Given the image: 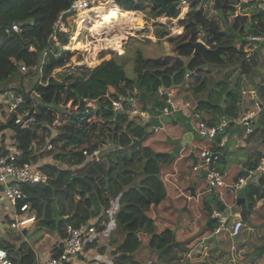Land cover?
Segmentation results:
<instances>
[{"label":"trees","instance_id":"obj_1","mask_svg":"<svg viewBox=\"0 0 264 264\" xmlns=\"http://www.w3.org/2000/svg\"><path fill=\"white\" fill-rule=\"evenodd\" d=\"M241 1L219 0L224 10L231 9V14L226 16L227 26L223 31L233 41L218 43L217 38L215 42L208 43V47L202 49L200 54L192 55L193 47L188 41L197 40L210 26L216 30L220 28L208 16L202 2L194 1L181 22L183 29L175 35L166 36L174 45V54L149 57L137 50L133 55V75L128 76L123 60L113 50L100 51V58L105 54L110 56L102 58L94 66L73 59L74 50L70 48L73 28L69 33L60 34V44H55L51 36L52 24L60 10L70 6L71 0H0V38L6 40L4 45L0 44V52L16 42L24 48L22 53H27L29 48L34 58L35 73L39 74V80L32 87L37 93L33 98L29 97L30 90L27 91L22 83L21 86L12 87L15 92L26 95L25 105L34 116L31 124L19 128L14 121L16 112H8L4 115V121L0 120V130L7 127L17 130L18 146L23 151L19 161L36 163L45 156L52 159L38 164L47 173V182L24 186L25 200L35 210L33 223L37 228L56 231L61 238L66 235L67 225L93 223L97 230H101L104 226L100 225V221L109 217L107 210L112 201L117 200L116 225L126 231L124 241L114 248L122 251L121 263L126 264L130 259L127 252L138 243L139 231L147 233V247L157 254L178 244L171 228L157 231L152 219L144 213L165 195L158 169L163 162V155L158 154L149 144H144L150 123L139 113H131V106L127 103L124 109L113 110L111 99L130 93L138 97L139 111L156 114L155 108L162 110L165 105L171 108L167 104V96L160 90L182 85L186 73H189L190 83L194 82L192 88L196 95L203 93L209 85L208 81L212 80L204 75L201 77L205 66H227L228 70L236 69L238 75H252L255 66L263 60L260 61V43L250 41L246 36L249 33H264V11L257 8L248 15L245 14L246 10L234 14L236 4ZM245 1V5L257 2ZM115 2L121 11H141L145 15L172 11L171 0ZM12 23L20 25V34L7 36L1 32L2 27ZM166 34L167 30L162 26L159 35ZM247 45H256L252 57H248L244 51ZM15 69V60H10L4 70L0 71V92H4L1 82ZM223 77L214 81L217 87H214L213 95L198 96L194 108L213 115L208 119L202 116L209 124L223 116L231 119L237 117L238 93L232 86H228L229 74ZM258 84L264 89V70ZM157 95L162 96L165 102L158 99ZM84 100L95 102L97 120L90 119L84 106L73 110L74 105ZM68 102L70 105H67ZM148 102L152 104L151 108L147 106ZM4 109L1 106L0 112L3 113ZM55 114L59 115L60 122L52 126ZM257 114L258 118L256 115L257 119H252L254 127L249 135L256 136L263 143L264 105ZM48 142L52 143L50 149L46 148ZM81 142L85 144L82 147ZM106 145H111L109 152L100 157L93 155V151ZM83 149L88 153H82ZM208 149L214 152L218 147L209 146ZM4 153L1 146L0 155ZM263 154L264 150L255 151L236 177L245 174ZM225 160L226 154L219 153L213 166L223 171L221 163ZM240 195L245 197L243 202H246L249 209L258 200L264 203V190L258 181L250 180L241 188ZM211 205L224 208L215 192L206 197L202 207L207 216L206 226L213 231L218 221L210 216ZM59 215L61 218L56 221ZM8 230L9 236H0V247L8 252L14 264H34L35 253L29 241L24 238L23 230ZM94 241L95 238L88 243L94 244ZM61 250L62 241L54 245L52 255H59ZM111 253L117 254L114 251ZM129 263L136 264V261L130 259ZM152 264L157 263L152 261Z\"/></svg>","mask_w":264,"mask_h":264},{"label":"crops","instance_id":"obj_2","mask_svg":"<svg viewBox=\"0 0 264 264\" xmlns=\"http://www.w3.org/2000/svg\"><path fill=\"white\" fill-rule=\"evenodd\" d=\"M253 3H255V5H253ZM253 3L245 5L246 1L242 0L241 2H238L236 4L235 10L236 8H238L237 6H240L239 9L241 8L242 11L246 10L245 14L248 15L250 11L256 8V6L260 9L258 1L253 2ZM118 7L115 8L113 4L111 3L104 10L100 9L102 7H97V6L93 7V10L97 12V18L92 20V24H93L92 30L96 32H100L101 30L104 31L105 29L107 30V28L111 27L108 30V32L104 33L102 36H105L104 38L107 40L106 44H109L107 42L113 41V46L115 47L113 48V51L115 50V52H117L119 55L118 58L123 60L125 59V55L127 54L126 52L128 50L127 48H122L121 42L123 43L122 40L124 38L123 39L122 37L118 38L117 35L123 36L127 32H132L133 28H136L141 25V24L137 25V21L140 18V16L141 17L143 16L136 14L134 12H128V16L125 18L124 22H119L121 21V19L116 18V15L117 17H119V14L122 11L120 7L119 8ZM90 14L91 16H93L94 12L91 11ZM98 21H101L102 24H104L105 26L103 28L96 26L95 23H97ZM82 26H78V28L76 27V29L74 30L75 33L72 38V44L73 45L75 44V39L77 38L76 47L79 50L81 49L82 50L85 49L87 51L92 50V53H93L94 51L92 48L93 46L92 47L90 46L91 42L87 39L85 30L82 32L83 30ZM150 28L152 29V26H150ZM217 30H224V29L220 27ZM111 32L114 33L112 37L110 35ZM155 34L157 38L160 37L159 30H156ZM80 35H83V36L81 37ZM223 35H224V31H223V34L220 35L218 38H222ZM261 43L262 44H260L258 47L260 48V57L261 59L263 58L264 60V42H261ZM87 45L89 46L88 48H86ZM120 46L125 51L124 54H119L120 53L119 51L121 50ZM27 49H28L26 50L27 53H30L31 50L29 48ZM22 50H24V48H22V46L18 42H16V43H12L6 49L1 51L0 52V71L4 70V68L7 66L10 60H15L16 69L14 70L13 74L20 73V75H23L22 71L19 70L20 65L25 64L27 66V63L23 61L25 54L24 52L22 53ZM249 54H252V52H250ZM84 58L85 60L83 59L82 60L90 66L96 65L100 61V57L94 58L93 55L85 56ZM131 60H127L126 62L132 64L133 61ZM28 61H29L28 62L29 66L34 68L35 63H34L33 55L31 53H30V56L28 57ZM28 68L29 67L27 66V69ZM207 68L208 66H205L202 69V76L207 75L205 74L208 70ZM259 72L262 74L261 71L254 70L252 75L248 76L246 74H242L237 79L234 80L236 84L239 86V89L236 90L238 93L237 116L243 109H247V108L254 109V105H256V102H259L260 104L264 103V89L260 87V85H258L259 80L261 78V74L260 75L258 74ZM187 78H189V82H190V76ZM229 78L228 80H230ZM217 79L219 78H216V80ZM38 80H39V77L37 78V81ZM19 81H20V84L21 83L24 84L22 78H20ZM254 83H256V87H252V84ZM183 88L184 90L182 91H178L180 89L179 86H178L177 91L176 89H174V87L171 89L173 92V98L171 97L170 99V105H171L170 110L172 113H174V112H182L183 110L187 108L191 110L190 111L191 118L196 120V118H194L192 114L196 111V109L194 110V108L197 104L198 96L201 95V97H205V93H201L200 95H195L194 93H192V88L190 87V85H188V87L186 88L185 87ZM30 91L31 92L33 91L32 88L30 89ZM1 93L3 92H0V97L3 98V95L5 92L3 94ZM137 98L138 97L135 98V103L138 102ZM9 100L10 98L7 95H5V98H3V100H0V107L1 106L5 107L4 112L3 113L0 112V120L2 122L4 121V115L8 114L7 107H8ZM151 105H152L151 103L149 102L147 103V106L149 108H151ZM155 112L156 114H153L150 111L146 112V111L138 110V113L140 114V116L146 117L148 121H149L150 116H154V118L157 120V124L155 126H153V124L149 122L150 125L147 127L148 129H147L146 138H148V136L150 135H153L155 132H159L161 130L166 132L167 128L173 127L176 130L178 128V131L175 134L173 140L174 141L179 140V141L165 142L163 136L162 137L155 136L154 139L150 136L151 138V143L149 144L150 146H152L155 150H158V149L165 150L172 156L174 153L173 149L180 145L181 146L180 150H177L178 152L175 154V156L172 159L182 156L185 150H189L188 155L193 158V164H195L197 160L200 159V157L196 156L198 153H196L195 150H193L194 146H197L199 148V152L203 149H208L209 146H215L216 148L218 147V149L214 151L215 157H217L219 153L226 154V160L224 161V163H221V166L224 167L226 181L236 178V175L238 174V172H240V170H243V168L245 167V163L250 159L251 155L255 151L263 152L264 150V142L261 143V141L258 138H256V136H250L249 134H247L244 131V128L241 126V124L237 121L236 118L231 120V122L226 127L224 132L217 134V136L213 137V139H211V142L209 144L202 143L200 146H198L195 144L193 140L195 133L193 132L192 129L183 130L182 126L184 124L175 123V122H173L174 124L173 126L172 124L168 126L169 125L168 123H170L172 120L169 119L165 121L164 119H166V117L171 112L168 114L162 113L161 108H155ZM197 112L199 113L201 118L202 116H204L206 119H208L209 117L213 116L212 114L206 111H197ZM256 115L258 118V114ZM257 118L255 117V119ZM19 128H24V127H19ZM16 137H17V130H15V128L13 129L12 127H7L6 129L0 130V147L2 146L5 150V147L9 145L12 140H16V142L18 141V138ZM40 160L41 159H38L36 163L37 164L41 163ZM46 161L48 162L49 160H46ZM165 171L166 169L164 166H162L159 171L160 178L162 180L164 190H165L164 198L161 199L159 203L155 205L154 204L151 205L147 210L152 215L151 219L156 220V223H155L156 230L160 231L166 227L171 228L174 231L175 240H176V243L178 244H174L173 246L169 247L165 251H162L159 254H157L147 247V240H148L147 233L139 231L137 233V238H138L137 240H138L140 248L138 246L139 249L137 250V247L135 246L136 248L133 247L131 251L129 250L130 251L128 253L130 256L129 258L132 259L133 261H136V264H144V262L147 261L148 259L152 260L153 262L157 264H165V263L166 264H248V263H245L244 261V257H246V254L244 253L245 246L242 244H239L238 248L235 249L236 250L235 254L230 257H226L224 255L223 257L216 256L211 253L212 252L211 250H210L211 252L208 251V248L210 247L213 248V247L218 246L219 242L215 239V234L212 233V231L208 229V227L206 226L207 216L205 215L202 207H203L204 201L206 200V197L209 196L210 193L212 192L217 193L218 198L220 200H221V197L223 198V196L219 193L220 188L210 191V190L203 189L198 184L194 185V183H191L190 185L187 186V191L186 190L184 191L181 189V186L179 184L180 178L179 176H177L178 173L176 171H171L169 173H166ZM189 186L194 187L195 195H192L190 193V190L188 189ZM234 193L235 194L232 195V200L224 198L226 201L224 203V209L226 210L227 208L229 210L228 211L229 216H228V222H227L228 227L236 219H240L242 222V225H245V223H247L246 227H248L249 225L248 221L253 222V221L259 220L260 217H257L258 211L259 213H261V215L264 214V203L261 200H258L253 205V207L249 209V207L246 204L244 205L242 201L241 205L236 210V209H233V204L235 202L236 196H241L240 195L241 189H239L237 193L236 192ZM182 195H185L187 199L190 196L195 197L196 203L194 202V206H196L197 204L198 210L196 214V219H198L199 221L198 223L194 220V218H191V216L189 215L188 207H182L178 203V200L180 199ZM226 195L229 196L230 194L227 193ZM1 208H4V210L0 211V236H9L8 228H11V230L13 231L22 229L24 238L29 241L30 246L32 247L35 253L34 264H43V262L48 257L52 256V249L54 245L58 242H61V241L63 242V238H61L56 231H49L44 228H37L33 222H31L33 223L32 225L33 229H31V227H27L31 223L26 225L27 227L26 230H25V226H23L20 229H15L11 227L10 226L11 222H13L14 217L16 216H15L14 211L12 210V207L8 205V203L6 202V199L4 198L3 193H2V188L0 186V209ZM116 208H117V200H114L111 203L110 209L107 210L109 217L102 219L100 221V225H103L104 228L101 230H98V234L95 237L94 244H89V243L86 244L83 253L77 259L78 264H88L93 258H99L103 260L104 263L107 262L111 264H115V263L123 264L121 263L122 260L120 259V257L122 256L120 255L122 254V251L118 249L116 250L114 248H115V244L119 243L122 240V238L125 239V234H122V236L121 234H116L114 236L115 237L114 240L110 239L111 235H113L114 233L112 232V229L117 227L116 215H115ZM183 208H185V211L183 210ZM212 208H218V207L211 205V209ZM240 212L245 213L246 217L243 218V216L240 215ZM31 213H35V210L32 209ZM95 219L96 218H94L93 220ZM29 230H32L34 232V234H32L33 236L32 239H30V235L28 234ZM230 234L233 238V241L237 243L238 242L236 238L237 234H233V235L232 233ZM209 240H212V242H210ZM207 241H209L210 244H208ZM112 251L119 254V257L115 258L117 254L114 255L113 253H111ZM110 256L112 259H110ZM134 256L135 257L138 256L137 259L139 258H142V259L137 260L134 258ZM130 259H128V262L126 264H132V263H129ZM250 262L251 264H258L256 258H253Z\"/></svg>","mask_w":264,"mask_h":264},{"label":"built area","instance_id":"obj_3","mask_svg":"<svg viewBox=\"0 0 264 264\" xmlns=\"http://www.w3.org/2000/svg\"><path fill=\"white\" fill-rule=\"evenodd\" d=\"M194 1L203 0H171L172 11L169 12L164 10L156 15H151L154 21H157L159 25L165 27L167 30V35L177 34L181 31V22L187 16V13ZM259 2L260 10L264 11V0H257ZM110 3H114V0H71L70 6L67 9L60 10L57 14L53 24H52V39L55 44L59 45V35L62 33H69L72 28L75 30L76 27L82 26L86 34L90 35V41H95L103 38V34L107 33L111 28H107L104 31L96 32L92 30V17L90 12H94L97 18V12L93 10V7H106ZM114 6V4H113ZM126 12H134L132 10H126ZM140 12V11H139ZM239 13V8H236L234 14ZM231 16H229V19ZM80 24V25H79ZM75 27V28H74ZM137 28H133L132 31ZM73 30V35L75 31ZM1 32L7 36H13L20 34L21 27L18 23H12L2 27ZM131 33V32H129ZM125 33V35L129 34ZM73 35L71 38H73ZM246 38L253 42H264V33H249ZM206 43L204 39L200 36L197 38ZM106 44V43H105ZM208 46V43H206ZM68 47V46H66ZM255 45H247L244 47V51L247 55L253 51ZM86 50H79L78 56H82ZM81 54V55H80ZM80 62H84L83 60ZM87 64V63H86ZM88 65V64H87ZM90 66V65H89ZM27 66L25 64L20 65L21 71H26ZM189 77V73L185 74ZM162 94L167 96V102L170 103L171 97L173 98L172 90L162 88L160 90ZM5 95L9 96L10 100L7 107V112H16L15 123L19 127H25L30 125L34 120L33 114L30 112L25 105L26 95L15 92L14 90H8ZM37 96L35 91L29 92V97L33 98ZM131 106V113H138L135 103V97L128 93L127 95H118L117 97L111 99V108L113 110L119 111L124 109L125 104ZM70 105V102L67 103ZM263 104L256 102L254 109H243L237 117V121L244 128V131L249 134L253 130L252 119L256 116L257 112L262 108ZM80 103L73 106V110L78 109ZM85 111L90 114V119L97 120L95 109L96 104L94 101L84 100ZM170 108L165 105L162 108V113L168 114ZM140 113V112H139ZM143 114V113H142ZM192 116L196 118L195 130L196 133L202 138H213L217 134L225 131L226 127L231 122V118L227 116L220 117L213 124H209L206 120L202 119L197 111H195ZM233 118V119H235ZM59 115L55 114L52 119V126L59 124ZM52 143L48 142L46 148L50 149ZM22 149L18 146L16 140H12L9 145L5 147V153L0 155V186L2 188V193L4 198L12 207L15 213L14 220L11 222V227L15 229H20L23 226L33 222L35 220V213H31V206L26 198V193L24 186L28 184H40L47 182V173L39 167L35 162L19 161L22 156ZM82 153L87 154V150L83 149ZM96 150L93 151L95 155ZM210 154L209 149H203L199 152V157L203 159L204 172L206 176L207 187L211 190H216L220 186L228 185L229 189L236 191L245 186L250 180L260 182L264 189V154L259 158L258 162L251 168H248L246 173L237 176L230 182H226L222 175V172L215 166L210 167ZM215 159V156L213 157ZM212 159V161H213ZM193 168H198V165L194 164ZM210 216L218 221L217 226L213 229L212 233L219 232L222 228L228 226V216L229 213L225 212L223 209L212 208ZM242 222L240 219L234 220L229 225L230 233L237 234L240 230ZM98 234V230L93 223H84L78 226H66V235L63 238L62 250L57 256L48 257L43 264H78V257L83 253L84 248L88 242L94 239ZM110 259L111 256H110ZM110 261V260H109ZM0 264H14L10 259L8 252L0 247ZM88 264H104V261L99 258H93ZM144 264H152V260L148 259Z\"/></svg>","mask_w":264,"mask_h":264},{"label":"rangeland","instance_id":"obj_4","mask_svg":"<svg viewBox=\"0 0 264 264\" xmlns=\"http://www.w3.org/2000/svg\"><path fill=\"white\" fill-rule=\"evenodd\" d=\"M200 2H202L201 4H202L203 8L206 10L208 16L212 17L219 24L220 27H222L223 29L226 28V26H227L226 25L227 24L226 16L228 14H231V9L227 8L224 10L222 7H215L213 5V0H203ZM111 4H114L115 8L119 6L118 3L115 2V0H114V3H111ZM253 5H255V3H253ZM237 7L239 8L240 6H237ZM106 8H107V6L102 7L100 9L104 10ZM256 8H258V7L256 6ZM240 11H242L241 8L239 9V12ZM136 14L143 16V17L140 16L141 25L136 27L137 29H134L131 33L127 32V33H129L127 35H123V36L117 35L118 38L119 37L120 38L122 37V39L124 38L122 40L123 43L121 42V45H122V48H127V50H128L126 52L127 54L125 55V59H123V62H122L124 69H125V72L128 76L133 75V63L131 64V63H128L126 61L131 60V59H132L131 61H133V55L135 54V52L137 50L141 51L144 56H149V57H157V56H162V55L174 54V45L172 42L167 40V38H166L167 34L162 36V37L160 36L159 38L156 37L155 31L161 29L162 27L157 25V22L154 21L153 16L145 15L141 11L136 12ZM91 17H92V19H94L93 17H95V16H91ZM150 26H152V29L150 28ZM182 29H183V26L181 24V30ZM83 31H84V29L82 30V32ZM113 32L110 33L111 37L114 34ZM205 34H206V32L203 31L202 34H200V37L202 39H204L203 36ZM86 35H87V39L90 41V35L89 34H86ZM168 35L171 36V34H168ZM80 36L82 37L83 35H80ZM104 37L105 36H103V38H101L99 40L90 41L91 42L90 46L91 47L93 46L92 48L94 51L92 53V50L91 51L86 50V52L83 53L82 57L81 56L78 57L79 49L76 47V45H77V43H76L77 38H76L75 44L74 45L72 44L70 46V48L72 50H74L73 59H75V60L78 59V62H80V61H82V59L85 60V58H84L85 56H90V55H93L94 58H99L98 55H99L100 51L113 50V48H115L113 46V41L107 42L109 44H105L107 40ZM81 40H83V39H81ZM83 41H85V40H83ZM231 41H233V39L229 38L225 32L224 36L222 38H219L216 42H218V43H229ZM5 42H6L5 39L0 38V44L4 45ZM259 43L262 44L261 42H259ZM88 47L89 46L87 45L86 48H88ZM120 48H121V46H120ZM122 48L119 51L120 52L119 54L125 53V51ZM81 51H82V49H81ZM115 53L118 57L119 56L118 53L117 52H115ZM24 54H25V56H24L23 61H25L27 63V66L29 68L27 69V71H22L23 75H20V73H18V74L12 73L6 80L1 82V87L5 90L4 92L8 91L9 89L15 90L14 88H12L13 86L14 87L15 86H21L20 81H19L20 78H22L23 83H24L23 86L26 87L27 91L30 90L32 88V86L37 82L38 77H37V73H35V67L34 68L30 67L28 64V62H29L28 57L30 56V53L24 52ZM109 56H110L109 54H106L103 57H101L100 60L102 58H109ZM262 60H263V58L260 61H262ZM263 62H264V60H263ZM263 62H260L259 64H257V66H255L254 70H259L262 72L264 70V63ZM207 69L208 70L205 73L207 75H205V77L210 78L212 80L208 81L209 85L203 92V93H205V96L208 95V97H210L211 95H213V92H215L214 87H217V86H215L214 81H216V78L221 79L220 77L224 76L226 73H228L229 77H230V78L228 77L230 80L227 79L228 80V86H232L235 90L239 89V86L234 81L235 79H237L240 76V75H238V71L236 69L231 68L230 70H228L227 66L219 67V66H214V65L213 66L208 65ZM258 74L260 75L261 73L259 72ZM201 77H202V75H201ZM223 78H225V77H223ZM219 79H217V80H219ZM191 83L189 82V78L185 77L184 82L182 83V85L179 86L180 89L178 90V86H175L174 89H176V91L177 90L182 91V90H184L183 87L186 88V87H188V85H190V87L192 88V86L194 85L193 84L194 82H191ZM252 87H256V83L252 84ZM3 93H1V94H3ZM192 93H194L193 88H192ZM157 97H158V99L163 100L162 96L157 95ZM3 98H5V93L3 95ZM3 98L0 97V100H3ZM163 102H165V100H163ZM167 104H170V103L167 102ZM137 105L138 106H136V107H138V109H139V105H140L139 101L137 102ZM254 107H255V105H254ZM190 111L191 110L186 108L182 112L172 113L170 110L171 113L169 112L170 114L164 120L165 121H167L169 119L172 120L170 123H168L169 124L168 126H170V124H172V126H173L174 125L173 122H175V123L184 124L182 126L183 130L192 129L193 132L195 133L193 140H194L196 145L200 146L202 143L209 144L211 142V139H213V138H207V137L202 138L196 134L195 129H194L195 128L194 123L196 120L191 118ZM172 128H167L166 132H164L162 130L159 132H155L153 135H150V136L153 139L155 138V136H157V137L163 136L165 142L179 141V140H175V141L173 140L175 134L178 131V128H177V130L174 128L172 129ZM8 129H10V128H8ZM150 136H148V138L145 139L144 144H150L151 143ZM80 144H81L80 145L81 147L85 145L83 142H81ZM193 150H195V152L199 154V148L197 146H194ZM155 151L158 152V154L163 155L162 156L163 162L161 163L160 167H158L159 171H160V168L162 166L165 167L166 173H169L171 171H176L178 173L177 176H179V178H180L179 184H180L182 190L187 191V186L190 185L191 183H194V185L198 184L203 189L211 191V189L207 187L206 176L204 175V165H203V159L202 158L197 160V162L195 164L198 165V168L194 169L193 168V165H194L193 164V158L188 155L189 150H185L184 153L182 154V156H179V157L174 158V159H170L171 155L167 156L169 153L165 150L158 149ZM198 154L196 155L197 157H199ZM40 159H41L40 160L41 162H44L46 160L52 161L51 157H47V156L41 157ZM221 172H222L223 177L226 180L225 173H224V167H223V171H221ZM231 180H233V179H231ZM231 180L226 181V182H230ZM218 188H220L219 193L223 196V198L221 197V200L223 202L220 200L223 204L226 202L224 198L232 200V195L235 194L234 192L237 193L239 191V190L233 191V190L229 189L228 185L220 186ZM40 189L41 188H39L38 190H40ZM227 193L230 195L229 196L226 195ZM6 202H7V200H6ZM194 202H195V197H193V196L192 197L190 196L187 199V197H185V195H182L180 197V199L178 200V203L182 207H188L189 215L191 216V218H194V220L198 223L199 221H198V219H196V214H197L198 209H197V204H196V206H194ZM243 203H244V205L246 204V202H243ZM8 205H10V204L8 203ZM3 210H4V208L0 209V211H3ZM183 210L185 211V208H183ZM223 210L226 213L229 211L227 208H226V210L223 208ZM144 213L146 214V216L149 219L152 218V215L148 212V210H145ZM240 215H242L243 218L246 217L245 213H243V212H240ZM257 217H260L259 220H257V221H253V222L248 221V224H249L248 227H246L247 223H245V225H242L240 232L236 236V238L238 240L237 243H235L233 241V238L230 234V228L228 226L226 228H222L219 232L215 233V239L219 242V245L216 247H213V248H211V247L208 248V251L209 252L212 251L211 253L213 255H216V256L223 257V255H224L226 257H230V256H233L235 254V251H236L235 249L238 248L239 244H242L245 246V252H244L246 254V257H244L245 263L251 264L250 261L253 258H256L258 264H264V253L261 256H259L257 253L258 252L257 251L258 246L264 242L263 241L264 240V214L261 215V213H259V211H258ZM151 222L155 224L156 220H152ZM32 225H33V223H31L27 227H31V229H33ZM145 226H146V224H145ZM112 232H114V233H113V235H111L110 239H113V240H114V238H115L114 236L116 234H121V236H122V234L126 233V231L121 229L120 227L113 228ZM28 234L30 235V239H32V237H33L32 234H34V232L32 230H29ZM212 240H213V238H212ZM212 240H209V241L212 242ZM122 241H124V238H122V240L119 243L115 244V246L119 247V245ZM209 241H207L208 244H210ZM138 246H139V243L136 244L137 250L140 248V246H139V248H138ZM127 253H129V252H127ZM134 258L137 259L138 256H136V257L134 256ZM141 259L142 258H139L137 260H141Z\"/></svg>","mask_w":264,"mask_h":264},{"label":"water","instance_id":"obj_5","mask_svg":"<svg viewBox=\"0 0 264 264\" xmlns=\"http://www.w3.org/2000/svg\"><path fill=\"white\" fill-rule=\"evenodd\" d=\"M213 5L215 7H222L223 5L219 2V0H213ZM200 29V27H199ZM223 34V30H216L214 29L212 26L208 27L206 29V34L204 35V40L206 41V43H213L215 42V40ZM191 46L193 47V51H192V55H196V54H200L201 50L208 47L207 44L205 42H203L202 40H195V41H188ZM248 57H252V54H249ZM173 87H169L167 88L168 90L172 89ZM84 106V101L80 102V108H83ZM149 122L151 124H153V126H155L157 124V120L154 118V116H150L149 118ZM180 145L177 146L176 148L173 149V155L171 156V159L175 156V154L178 152L177 150H180ZM111 150V145H106L103 147H100L96 150L95 155L97 157L102 156L103 154L109 152ZM215 156V152H212L210 154V167L213 166V157ZM195 161V159H194ZM205 175V172H204ZM74 177V176H73ZM72 181V180H71ZM188 189L190 190V193L192 195H195L194 192V187L193 186H189ZM264 190V189H263ZM245 197L243 196H236L235 198V202L233 204V209H238L239 206L241 205V202L244 201ZM61 218V215H59L56 219V221H59V219ZM264 253V243H262L259 247H258V255L261 256Z\"/></svg>","mask_w":264,"mask_h":264},{"label":"bare ground","instance_id":"obj_6","mask_svg":"<svg viewBox=\"0 0 264 264\" xmlns=\"http://www.w3.org/2000/svg\"><path fill=\"white\" fill-rule=\"evenodd\" d=\"M128 16V12H124L122 11L120 14H119V17H117L116 15V18H119L121 19V21L119 22H124L125 18ZM141 24V19L139 18L138 21H137V25H140ZM96 26L100 27V28H103L105 25L102 24L101 21H98L97 23H95ZM92 28H93V25H92Z\"/></svg>","mask_w":264,"mask_h":264}]
</instances>
